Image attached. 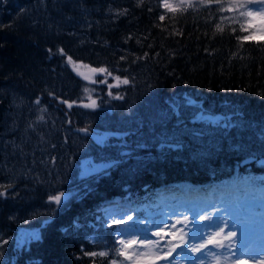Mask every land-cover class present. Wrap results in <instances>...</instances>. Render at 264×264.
<instances>
[{
  "label": "trees",
  "instance_id": "16d2710c",
  "mask_svg": "<svg viewBox=\"0 0 264 264\" xmlns=\"http://www.w3.org/2000/svg\"><path fill=\"white\" fill-rule=\"evenodd\" d=\"M191 2L197 6L170 12L163 0H0V166L17 92L28 102L39 99L56 116L65 114L63 129L81 140L80 153L71 139L65 144L70 170L88 157L114 159L88 176L74 171L77 191L46 210L41 201L54 186L31 179L28 187L38 196H27L26 184L9 181L0 167V264H111L125 258L116 254L126 223L113 222L115 209L137 221L179 201L193 212V199L203 204L209 193L226 205L229 197L241 199L246 186L264 198V135L257 131L232 123L214 135L158 147L143 144L139 131L165 123H149L140 107V121L127 132L111 120L118 107H99L163 106L173 112L172 102L188 95L216 111L230 105L243 118L264 123V35L252 33L256 27L248 17L216 11V3ZM80 69L88 74L80 76ZM92 101L95 109L85 107ZM62 186L58 182L56 191ZM237 204L236 214L246 215ZM23 224L37 226L38 235L19 238Z\"/></svg>",
  "mask_w": 264,
  "mask_h": 264
},
{
  "label": "rangeland",
  "instance_id": "374dc122",
  "mask_svg": "<svg viewBox=\"0 0 264 264\" xmlns=\"http://www.w3.org/2000/svg\"><path fill=\"white\" fill-rule=\"evenodd\" d=\"M168 2L173 5L176 1L168 0ZM248 20L256 27V30L252 32L254 35H264V21L260 19L253 20L250 17H248ZM78 74L85 76L88 72L80 69ZM37 101L39 102L37 103ZM171 106L173 107V112L165 109L163 106L99 107L108 109L118 107V110L114 109L113 113L110 114L114 117L111 120L115 125L125 126L127 132L135 129L134 123L136 120H139L137 114H139L140 107L145 111L143 114L149 123L154 121L165 123L161 126L159 125V127L151 125L150 128H144L139 131L140 134L144 135L145 140L143 144L156 145L158 147L186 144L190 140L197 139L203 133L214 135L224 130L225 125L232 123L242 124L257 131L260 135H264V123L253 122L250 119L243 118L241 111L236 110V108L230 105L216 111L212 106L203 105L190 96L184 95L172 102ZM49 107L45 104L40 105L39 99L35 98L33 101L28 102L20 93H14V106L10 110L7 126L2 136L4 156L0 166L2 172L6 175V179L15 184H26L24 188H27V196H33V198H37L38 196V194L34 195L32 189L28 187V181L31 179L38 181L42 185L54 186L55 190L52 191V194L42 201L41 199L39 200L43 204L41 209L45 210L62 206L77 191L78 186L72 184L75 179L74 175H72L74 171L78 172L77 176H88L96 172L93 169L94 164L101 162L105 165V169L114 161L113 158L109 157H88L87 161L81 163L80 169L77 170L75 168L74 170H70L65 165L64 155H62L65 150V144L67 140L71 139L78 147L76 148L77 153H80L81 140L75 131L63 129V115L65 114L56 116ZM96 107L89 108L95 109ZM103 137L102 139L105 140ZM200 142L203 143L202 141ZM122 151H129V149L124 147ZM58 182L62 183L63 186L56 191L55 186H57ZM182 185L184 189L190 186L189 183H183ZM243 192L244 194L241 199H237L235 196L229 197V203L226 205L223 202H219L217 193L207 194L206 201L203 204L200 199H193V202H196L193 206V212L188 210L183 201H179L166 205L165 208L151 211L150 217L147 219H137V221H126L125 219L128 217L129 211L122 212L119 209H115L117 214L114 218L126 222L120 230V238L135 240L134 244L126 248L124 252L125 258L115 260L116 264H133L132 259H126V257L130 256L135 259V264H168V261L157 258V249H152L151 252L148 251L152 248V243L159 241L160 245L163 246L167 242V239H173V243H175V237H178L180 233H173L171 223L176 218L184 219L183 215L177 217L176 213L187 214L188 219L194 220L197 224L196 229L192 228V224L184 227V231L187 232V236L184 239L188 240L189 244L201 242L189 239L194 230L205 234L218 231V229L209 227L204 221L199 220L198 214L203 212L217 214L223 218L226 217L229 221L243 220L250 225L243 247L240 243H235L233 248L215 247L214 244H209L208 249H204L202 252L208 253L210 249L211 252L216 253V257L214 258L210 253L207 254L203 258L204 264H218V262L219 264H264V225L260 224L261 220L264 222V207L262 206L260 209L253 208L256 204L264 205V198L259 193H251L248 186H246ZM59 193H65L66 199L60 205H57L53 201H50L49 198ZM237 203L246 209V215L239 217L236 214L234 207L238 206ZM233 204L234 206H232ZM107 206L109 208L112 207V205ZM218 209L221 211L217 212ZM169 215L172 216V220L168 222L165 229L161 230L155 226V223L164 220ZM234 215L237 216L235 217ZM253 218L257 219L256 223L257 225L259 224L258 227H252L251 224L253 222L251 220ZM133 222L136 223L134 224ZM176 227L180 228L182 225H176ZM38 229L37 226L31 227L23 224L19 228L18 236L23 239L36 237ZM156 232H161V235L165 239L161 240L160 237L155 235ZM128 233H135V235H129ZM226 233L227 229H225V232L220 237L208 238L218 239L221 243L227 245L228 241L223 239ZM237 235L239 236V232ZM141 241H144L147 246H142ZM133 248L138 249L144 254L135 256L132 251ZM241 250L245 253L242 258H240ZM181 253L182 248L177 247L169 259L173 260L175 264H190V261L186 259L188 254ZM191 255L198 257L201 254L192 253Z\"/></svg>",
  "mask_w": 264,
  "mask_h": 264
},
{
  "label": "snow or ice",
  "instance_id": "6c2138e0",
  "mask_svg": "<svg viewBox=\"0 0 264 264\" xmlns=\"http://www.w3.org/2000/svg\"><path fill=\"white\" fill-rule=\"evenodd\" d=\"M201 5H210L212 3H216L218 7L216 8V11H234L238 14L240 17H250L253 20L255 19H260L264 21V0H232V3L230 4H224L221 2V0H199ZM163 6L170 12H176L178 9L183 10L188 7H196L197 5L193 4L191 0H181L180 4L178 5H172L168 2V0H163ZM161 19L164 17L161 16ZM217 30L218 31H223V29L217 25ZM244 39H248V37H244ZM51 51V50H50ZM59 52L63 54V49H60ZM67 61L73 65V68H76V62L72 60V57L68 56ZM97 71V70H93ZM98 71L100 72H106L107 70L104 68L99 69ZM108 75H112L110 72ZM87 79V77H85ZM116 81H120V77L116 76L114 77ZM106 83V81H103ZM123 83L127 84L128 80L125 79L123 80ZM116 86H119L118 84ZM39 101H37L38 103ZM71 107V104L68 105ZM85 107H96L95 101H92L91 104L85 105ZM80 131H83L85 133L88 132L87 128L80 129ZM50 201H53L55 204L60 205L64 199H66V194L65 193H59L55 196H51ZM221 210H217L219 212ZM177 217L180 215L184 216V219L176 218L174 222L171 223V230L173 233H180L178 237H175V243H173V239H167V242L161 246L159 241L152 243V248H150L148 251L151 252L152 249H157V258L158 259H164L168 261V264H175V262L169 257L172 255L173 252H175L177 247L182 248V253H187L188 256L186 259L190 261V264H204V257L207 254H211L214 258L216 257L215 252H211L209 249L208 253L202 252L204 249H208L209 244H214L215 247H228V248H233L235 243H240L243 247L245 240H246V234L249 230V223L243 220H233L229 221L226 218H223L220 215L217 214H210L208 212H203L198 214V218L201 221H204L209 227H214L218 229V231L215 232H210V233H203L201 231H193L192 236L189 238L193 241H201V242H193L189 244L188 240H185V236H187V232L184 231V227H186L188 224H192V228L196 229L197 224L194 222V220H189L187 217V214H181V213H176L175 214ZM131 219V217H129ZM172 220V216L169 215L167 216L164 220H161L157 223H155L156 227H159L161 230L165 229L168 225V222ZM113 222L117 225H119L122 221L119 219H115L113 217ZM126 223V222H125ZM134 224L136 222H133ZM176 225H182V227L177 228ZM111 226V225H109ZM225 229H227L226 235H224L223 239L228 241V244L225 245L221 243L220 240L218 239H209L208 237H220L222 233L225 232ZM147 230V229H146ZM239 232V236L237 233ZM129 235H135V233H128ZM155 235L161 238V240L165 239L164 236L161 235V232H156ZM119 243L124 246L118 250H116L117 255H123L126 248L128 246H131L132 244L135 243V240L133 239H128L124 240L121 239ZM141 245L146 247L147 245L145 244L144 241H141ZM167 249V251H165ZM133 253L135 256L143 255L144 253H141L138 249L133 248L132 249ZM192 253H200L201 255L198 257H193L191 254ZM245 253L241 250V257H243ZM91 255H97V253H91ZM100 256H107L109 253L107 252H100L98 253ZM126 259H132L133 264H135V259L133 257H126ZM111 264H116V261L113 260ZM219 264V262H218Z\"/></svg>",
  "mask_w": 264,
  "mask_h": 264
},
{
  "label": "water",
  "instance_id": "95a60500",
  "mask_svg": "<svg viewBox=\"0 0 264 264\" xmlns=\"http://www.w3.org/2000/svg\"><path fill=\"white\" fill-rule=\"evenodd\" d=\"M254 158H255V156L251 155V156H248V157L244 158L242 160V162H249V161L253 160ZM104 167H105V165L103 163H101V162L100 163H96V164L93 165V169L96 172L102 171L104 169Z\"/></svg>",
  "mask_w": 264,
  "mask_h": 264
},
{
  "label": "bare ground",
  "instance_id": "6f19581e",
  "mask_svg": "<svg viewBox=\"0 0 264 264\" xmlns=\"http://www.w3.org/2000/svg\"><path fill=\"white\" fill-rule=\"evenodd\" d=\"M187 193V192H186Z\"/></svg>",
  "mask_w": 264,
  "mask_h": 264
}]
</instances>
